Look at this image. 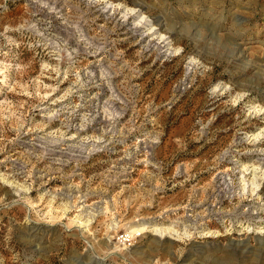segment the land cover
<instances>
[{"label":"rangeland","instance_id":"1","mask_svg":"<svg viewBox=\"0 0 264 264\" xmlns=\"http://www.w3.org/2000/svg\"><path fill=\"white\" fill-rule=\"evenodd\" d=\"M0 264H264V0H0Z\"/></svg>","mask_w":264,"mask_h":264},{"label":"bare ground","instance_id":"2","mask_svg":"<svg viewBox=\"0 0 264 264\" xmlns=\"http://www.w3.org/2000/svg\"><path fill=\"white\" fill-rule=\"evenodd\" d=\"M155 230L159 231L161 233V235H162V234H164V232H166L167 229L166 228H163V227H160V228L157 227Z\"/></svg>","mask_w":264,"mask_h":264}]
</instances>
